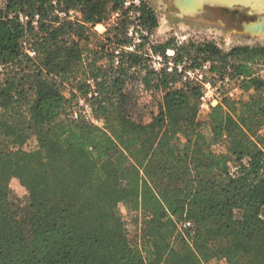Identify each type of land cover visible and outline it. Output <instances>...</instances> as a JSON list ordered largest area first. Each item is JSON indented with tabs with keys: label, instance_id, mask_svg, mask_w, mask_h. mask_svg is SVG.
Wrapping results in <instances>:
<instances>
[{
	"label": "trees",
	"instance_id": "1",
	"mask_svg": "<svg viewBox=\"0 0 264 264\" xmlns=\"http://www.w3.org/2000/svg\"><path fill=\"white\" fill-rule=\"evenodd\" d=\"M126 1L7 0L0 6V63L35 66L29 88L16 76L0 82V264H264V149L248 135L264 123V80L251 66L264 60V45L227 53L213 42L198 45L205 60L235 58L232 76H243L244 88L255 92L247 101L225 99L230 110L221 103L202 110L199 86H178L176 72L150 69L139 50L159 18L147 0L128 8ZM131 10L143 38L134 51L124 48L132 42ZM116 11L114 25L90 47V35L100 36L93 27ZM151 49L163 56L172 49L183 58L174 40ZM86 53L93 58L84 66ZM81 67L72 95L90 93L104 126L64 115L68 99L55 77ZM131 77L164 91L148 123L124 109ZM222 139L235 168L231 156L211 149ZM15 190L28 193L29 231L9 199ZM131 198L134 208L151 213L139 245L130 242L117 213ZM172 216L192 222L186 228L191 246L172 245ZM214 240L223 245L213 249Z\"/></svg>",
	"mask_w": 264,
	"mask_h": 264
},
{
	"label": "rangeland",
	"instance_id": "2",
	"mask_svg": "<svg viewBox=\"0 0 264 264\" xmlns=\"http://www.w3.org/2000/svg\"><path fill=\"white\" fill-rule=\"evenodd\" d=\"M7 0H0V6H4ZM155 10L160 24L158 28L150 35V40L144 47L140 48V53L148 58L147 64L150 69L160 72L166 69L168 72H176L179 78L178 86L196 84L201 92V108L208 110L209 107L223 104L228 108L225 99L235 101H247L250 95L255 93L253 88L246 90L243 86V76H232V63L236 62L235 58L228 57L222 59L214 57L213 59H203V53L198 52V45L209 41L215 43L225 53L238 45H264V0H193L199 7L193 6L186 8L188 4L181 3L182 0H147ZM249 2V4H247ZM255 2V4H254ZM140 1L127 0L125 7L137 5ZM184 4V7L181 6ZM251 5V6H250ZM254 5L256 7H254ZM192 6V5H191ZM183 10V11H182ZM64 18L66 14L58 12ZM120 16L119 12H112L106 23H99L93 27V31L98 33L91 34L90 47L104 38L103 35L116 22ZM78 13L70 12V18L76 20ZM130 23L127 34L132 38V42L124 46L127 47L143 42L142 33L137 29L135 12H130ZM254 23V25H252ZM255 29L257 32L251 30ZM138 32V34H136ZM168 40L174 42L180 48L183 54L182 59H177L174 50L168 49L166 56L160 53H154L151 44H160ZM185 47V48H184ZM183 48V49H182ZM121 47L115 50L116 64L119 60ZM35 55V54H34ZM32 55V56H34ZM199 58L197 59L196 57ZM92 55L86 53L84 66L92 59ZM160 61V65L158 64ZM103 61L100 60V63ZM155 64L159 67L156 68ZM169 66H173L169 70ZM252 74L264 80V60L252 63ZM34 65L24 62L22 65L0 63V82L7 78L16 76L17 84L23 78L22 85L29 88L34 82L33 72ZM83 68H75V74L66 76H56L55 79L60 84L65 97L68 99L65 116H81L94 122L99 126H104V115L97 110L96 101L91 98V94L83 96L76 93L73 97L72 92L76 91V84L80 77L79 74ZM81 75V74H80ZM87 83L92 89L96 88V81L88 78ZM125 91L127 101L124 109L127 114L139 123H148L151 118V112L157 111L163 101L164 91L162 89H145L143 83L136 77L128 79ZM239 106V105H237ZM230 110V109H228ZM248 135L264 149V123H259L254 127V131ZM211 149L216 153L227 154L231 156L229 163L233 168L236 167L234 158L229 149V141L222 139L219 143L213 145ZM133 165V161L126 163L127 167ZM18 218L23 222L27 231L29 226L27 218L30 215L28 193L26 191H13L9 195ZM118 215L123 219L127 230V235L133 245H139L147 238L149 230V221L151 213L143 208H134V200L128 199L117 208ZM172 245L181 250L185 246H191V241L186 234V228L192 227V222L180 216H172ZM211 247L219 248L223 245V240H214L210 243Z\"/></svg>",
	"mask_w": 264,
	"mask_h": 264
},
{
	"label": "built area",
	"instance_id": "3",
	"mask_svg": "<svg viewBox=\"0 0 264 264\" xmlns=\"http://www.w3.org/2000/svg\"><path fill=\"white\" fill-rule=\"evenodd\" d=\"M132 1H134V2L138 1V2H139L140 0H132ZM25 19H26V18L22 16V20H25ZM136 34H138V32H136ZM24 45L27 46V49H26V50H27V52H28L30 55H34V54H36L35 50L32 49L31 47H29V45H28L27 42H24ZM135 47H136V44H133V45L127 47V48H128V49L135 50ZM158 64L160 65V61H158ZM155 67L158 68L159 66L155 64ZM168 69H169V70H172V69H173V66H169Z\"/></svg>",
	"mask_w": 264,
	"mask_h": 264
},
{
	"label": "bare ground",
	"instance_id": "4",
	"mask_svg": "<svg viewBox=\"0 0 264 264\" xmlns=\"http://www.w3.org/2000/svg\"><path fill=\"white\" fill-rule=\"evenodd\" d=\"M197 2H198V0H197ZM249 2L250 1H248V3L247 4H249ZM181 3H183L182 1H181ZM184 3H186V4H188V6H186V8L188 9V8H192L193 6H196V7H199V5L198 4H195L194 3V1L193 0H184ZM254 4H255V2H254ZM192 5V6H191ZM256 5V4H255ZM254 5V7H256ZM181 6H183L184 7V4H181ZM251 6V5H250ZM183 11V10H182Z\"/></svg>",
	"mask_w": 264,
	"mask_h": 264
},
{
	"label": "water",
	"instance_id": "5",
	"mask_svg": "<svg viewBox=\"0 0 264 264\" xmlns=\"http://www.w3.org/2000/svg\"><path fill=\"white\" fill-rule=\"evenodd\" d=\"M187 1V0H186ZM182 2H183V0H182ZM198 8V7H197ZM252 25H254V23L252 24ZM251 30H253L254 32H257L255 29H253V28H251ZM258 33V32H257Z\"/></svg>",
	"mask_w": 264,
	"mask_h": 264
}]
</instances>
